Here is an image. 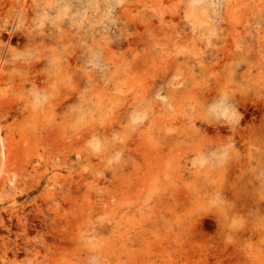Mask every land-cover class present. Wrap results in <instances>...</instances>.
Returning a JSON list of instances; mask_svg holds the SVG:
<instances>
[{
  "label": "rangeland",
  "instance_id": "rangeland-1",
  "mask_svg": "<svg viewBox=\"0 0 264 264\" xmlns=\"http://www.w3.org/2000/svg\"><path fill=\"white\" fill-rule=\"evenodd\" d=\"M0 264H264V0H0Z\"/></svg>",
  "mask_w": 264,
  "mask_h": 264
},
{
  "label": "bare ground",
  "instance_id": "bare-ground-1",
  "mask_svg": "<svg viewBox=\"0 0 264 264\" xmlns=\"http://www.w3.org/2000/svg\"><path fill=\"white\" fill-rule=\"evenodd\" d=\"M0 149H1V152L3 153V150H4V145L3 144L0 145Z\"/></svg>",
  "mask_w": 264,
  "mask_h": 264
}]
</instances>
